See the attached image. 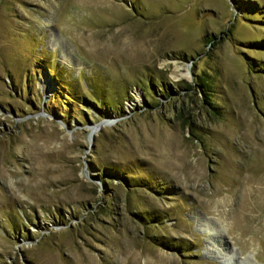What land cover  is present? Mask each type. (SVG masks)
Listing matches in <instances>:
<instances>
[{"label":"rangeland","instance_id":"rangeland-1","mask_svg":"<svg viewBox=\"0 0 264 264\" xmlns=\"http://www.w3.org/2000/svg\"><path fill=\"white\" fill-rule=\"evenodd\" d=\"M0 264H264V0H0Z\"/></svg>","mask_w":264,"mask_h":264},{"label":"bare ground","instance_id":"bare-ground-1","mask_svg":"<svg viewBox=\"0 0 264 264\" xmlns=\"http://www.w3.org/2000/svg\"><path fill=\"white\" fill-rule=\"evenodd\" d=\"M64 62H65V60H64ZM189 71L190 70H189L188 66H186V67L178 66V67L175 68V74L174 75L176 77H180V76L189 77L190 76V72ZM110 121H111V118L108 119V122H110ZM92 130L94 131V132H92V134L95 133L96 126L95 127L93 126Z\"/></svg>","mask_w":264,"mask_h":264},{"label":"water","instance_id":"water-1","mask_svg":"<svg viewBox=\"0 0 264 264\" xmlns=\"http://www.w3.org/2000/svg\"><path fill=\"white\" fill-rule=\"evenodd\" d=\"M101 123V121L99 122V124ZM99 124L97 123V124H95V125H98L99 126ZM92 134V133H91Z\"/></svg>","mask_w":264,"mask_h":264}]
</instances>
